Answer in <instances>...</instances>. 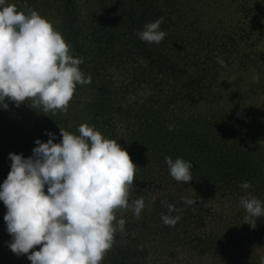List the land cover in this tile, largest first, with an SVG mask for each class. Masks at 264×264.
Here are the masks:
<instances>
[{
    "label": "trees",
    "instance_id": "obj_1",
    "mask_svg": "<svg viewBox=\"0 0 264 264\" xmlns=\"http://www.w3.org/2000/svg\"><path fill=\"white\" fill-rule=\"evenodd\" d=\"M263 1L15 0L53 22L71 54L84 58L79 67L91 83L76 86L66 113H43L31 100L0 104V184L10 152L29 157L47 131L59 142V126L79 134L87 123L128 151L137 166L129 202L145 201L139 219L131 208L117 211L125 231L101 264H261L264 217L251 228L240 200L251 194L264 204L263 122L255 114L264 99ZM159 17L167 36L141 41L138 30ZM169 155L193 163L188 184L170 175ZM245 180L247 190L239 187ZM167 203L182 209L172 213L182 217L174 227L161 219ZM0 264L31 261L7 246Z\"/></svg>",
    "mask_w": 264,
    "mask_h": 264
},
{
    "label": "clouds",
    "instance_id": "obj_2",
    "mask_svg": "<svg viewBox=\"0 0 264 264\" xmlns=\"http://www.w3.org/2000/svg\"><path fill=\"white\" fill-rule=\"evenodd\" d=\"M164 17L144 25L137 35L143 42L159 44L167 36L161 30ZM53 22L35 9L0 0V104L7 109L10 100L19 107L26 100L43 113H66L76 86L91 83ZM225 66V61L217 57ZM59 126V125H58ZM62 139L35 140L32 155L9 153L10 171L0 184V201L7 211L8 247L17 255H27L31 264H101L112 248L116 233L125 231V219H117L120 209L133 211L139 219L145 208L143 197L130 204L137 166L116 139L105 137L94 126L81 124L75 134L60 127ZM169 131L174 125L168 126ZM170 175L188 184L193 163L182 157H165ZM47 186V191H45ZM241 189L251 187L249 181ZM192 205L196 200L184 198ZM244 222L256 227L264 217V204L255 196L242 197ZM168 214L161 219L175 226L182 209L165 204ZM37 246H40L37 249ZM264 264V257H261Z\"/></svg>",
    "mask_w": 264,
    "mask_h": 264
},
{
    "label": "rangeland",
    "instance_id": "obj_3",
    "mask_svg": "<svg viewBox=\"0 0 264 264\" xmlns=\"http://www.w3.org/2000/svg\"><path fill=\"white\" fill-rule=\"evenodd\" d=\"M262 1H257V3H261ZM7 3L9 4H15V0H7ZM263 5H264V1H263ZM227 6V5H226ZM227 9L229 11H231V9L229 7H223V6H218L217 9ZM18 9V8H17ZM20 10V9H18ZM264 11V9H263ZM6 102H12L10 100H6ZM263 105H258L257 111L255 112L256 116L258 117V119H260V122H263L261 124V127L263 128L261 131L262 133H264V99L262 101ZM7 209L5 207V205L3 204V201H0V253L2 254L3 251L6 250V247L8 246V242L11 241V236L9 235V233L6 230V227L3 225L2 223V216L6 213ZM2 259H4L3 255H2Z\"/></svg>",
    "mask_w": 264,
    "mask_h": 264
}]
</instances>
